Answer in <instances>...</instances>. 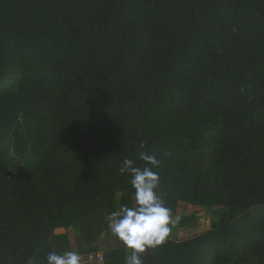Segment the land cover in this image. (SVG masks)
Listing matches in <instances>:
<instances>
[{
    "label": "trees",
    "instance_id": "1",
    "mask_svg": "<svg viewBox=\"0 0 264 264\" xmlns=\"http://www.w3.org/2000/svg\"><path fill=\"white\" fill-rule=\"evenodd\" d=\"M30 12L58 88L60 148L48 170L0 163V264L69 251L56 232L68 227L79 252L95 251L106 216L132 206L118 169L125 158L143 167L142 151L162 161L158 194L172 214L180 201L222 209L157 259L264 264V0H30ZM21 78L16 61L0 63V137L16 131Z\"/></svg>",
    "mask_w": 264,
    "mask_h": 264
},
{
    "label": "rangeland",
    "instance_id": "2",
    "mask_svg": "<svg viewBox=\"0 0 264 264\" xmlns=\"http://www.w3.org/2000/svg\"><path fill=\"white\" fill-rule=\"evenodd\" d=\"M5 2L2 0V4ZM10 12L11 19L7 22L0 18V63L3 61L8 65L16 61L20 68L22 78L16 92L21 113L16 118V131L12 127L8 134L0 137V163H3L8 173L18 172L22 168L48 170L53 167L49 155L60 148L56 142L60 120L58 88L47 75L49 62L41 55V33L31 15L30 0H12ZM4 22L6 26L2 25ZM7 48L13 51L16 60L11 53L5 59L2 58ZM11 80L12 76H7L3 83L9 84ZM6 114L10 116V122L15 121L14 111H7ZM210 165L203 164L208 171ZM198 207L196 212L200 215V224L208 227L202 232L205 233L219 219L222 209ZM154 253V250L147 252L144 264H170L166 259H157Z\"/></svg>",
    "mask_w": 264,
    "mask_h": 264
},
{
    "label": "clouds",
    "instance_id": "3",
    "mask_svg": "<svg viewBox=\"0 0 264 264\" xmlns=\"http://www.w3.org/2000/svg\"><path fill=\"white\" fill-rule=\"evenodd\" d=\"M139 159L144 161L143 167L125 158L118 169L121 175L130 176L129 182L134 189L133 206L122 204L106 216L111 232L129 253L126 264H144L142 254L162 246L179 219L173 218L172 210L158 194L161 177L155 169L160 168L162 161L144 151L139 153ZM44 264H81V256L76 251H50Z\"/></svg>",
    "mask_w": 264,
    "mask_h": 264
},
{
    "label": "crops",
    "instance_id": "4",
    "mask_svg": "<svg viewBox=\"0 0 264 264\" xmlns=\"http://www.w3.org/2000/svg\"><path fill=\"white\" fill-rule=\"evenodd\" d=\"M134 204V198L132 199V206ZM199 209L198 206H193L188 202H179L176 207V211L173 218H179L177 224L172 228V234L168 240L171 241H182L190 239L192 237L200 235L202 232L208 229L207 226L200 224L199 214L196 212ZM185 217H194L196 219L195 224L192 226H181L180 220ZM66 235L69 250H77L75 234L72 228L68 227L62 231ZM93 247L95 251H101L103 254L107 255L105 259V264H126V259L129 253L125 250L122 243L116 238V236L111 232L109 226L106 231L102 233L97 240L94 242ZM122 252V256H116L113 252ZM32 264V263H30Z\"/></svg>",
    "mask_w": 264,
    "mask_h": 264
},
{
    "label": "built area",
    "instance_id": "5",
    "mask_svg": "<svg viewBox=\"0 0 264 264\" xmlns=\"http://www.w3.org/2000/svg\"><path fill=\"white\" fill-rule=\"evenodd\" d=\"M76 251L81 256V264H105L104 254L101 251H92V252H79L78 250H69Z\"/></svg>",
    "mask_w": 264,
    "mask_h": 264
},
{
    "label": "water",
    "instance_id": "6",
    "mask_svg": "<svg viewBox=\"0 0 264 264\" xmlns=\"http://www.w3.org/2000/svg\"><path fill=\"white\" fill-rule=\"evenodd\" d=\"M58 231H62V230H58ZM57 232V231H56Z\"/></svg>",
    "mask_w": 264,
    "mask_h": 264
}]
</instances>
